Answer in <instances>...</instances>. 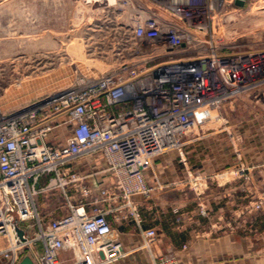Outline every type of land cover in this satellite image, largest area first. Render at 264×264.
Wrapping results in <instances>:
<instances>
[{
    "label": "built area",
    "instance_id": "obj_1",
    "mask_svg": "<svg viewBox=\"0 0 264 264\" xmlns=\"http://www.w3.org/2000/svg\"><path fill=\"white\" fill-rule=\"evenodd\" d=\"M157 1V11L138 13L132 27L135 55L154 63L125 65L12 110L0 109L4 264H19L25 254L36 264H61L62 251L70 253L68 264H109L125 257L111 217L141 222L133 195L151 194L145 170L154 158L181 149L189 133L225 101L261 81L264 54L223 50L215 37L216 13L235 0ZM56 126L69 131L64 143L47 140ZM93 154L102 155V171L114 179L96 189L89 180L96 173L75 166ZM41 188H61L67 213L45 219L36 205ZM142 233L152 244L156 230ZM158 264L179 263L163 254Z\"/></svg>",
    "mask_w": 264,
    "mask_h": 264
},
{
    "label": "rangeland",
    "instance_id": "obj_2",
    "mask_svg": "<svg viewBox=\"0 0 264 264\" xmlns=\"http://www.w3.org/2000/svg\"><path fill=\"white\" fill-rule=\"evenodd\" d=\"M111 1L88 4L84 0H0V109L12 110L34 98L69 89L82 78L94 79L107 72L121 71L125 65L142 67L154 63L155 60L144 62L142 56L135 55L132 27L138 13L157 11L159 2ZM214 27L223 50L264 54V0H245L243 5L236 4L235 0L233 4L220 7ZM263 87L264 75L261 81L225 101L217 114L199 124L189 133L181 149H177L185 152L190 141L211 131L228 133L235 147L234 157L238 159L235 167L213 172L195 171L188 178L193 180L194 189L200 195L205 193L206 183L209 185L210 181L220 185V181L242 179L246 201L240 214L244 217L238 220L237 213L231 211L216 218L214 225L235 228L249 237L264 236V169L257 170L243 153L241 139L234 133L228 114H237L235 104L239 97ZM63 129L61 132L67 131ZM154 162L148 168L153 167ZM51 191L54 193L50 194ZM64 197L61 188H41L36 194L37 208L41 214L49 209L57 215L66 209ZM198 208L206 214V201L199 200ZM139 215L141 218L140 210ZM6 242L0 235V246ZM25 252L31 253V249ZM69 260L70 253L63 252L61 264ZM0 264H4L1 258Z\"/></svg>",
    "mask_w": 264,
    "mask_h": 264
},
{
    "label": "crops",
    "instance_id": "obj_3",
    "mask_svg": "<svg viewBox=\"0 0 264 264\" xmlns=\"http://www.w3.org/2000/svg\"><path fill=\"white\" fill-rule=\"evenodd\" d=\"M236 106L237 114H228L231 127L241 139L243 153L260 171L264 169V87L239 97ZM63 128L56 126L47 140L64 143L69 131L66 129L63 133ZM235 153L228 133L215 130L190 141L183 153L173 149L156 156L153 167L145 170L151 194L133 195V200L139 204L141 222L132 217H111L128 254L109 264H158L163 254H172L179 264H264V236H244L235 228L214 225L216 218L231 211L237 213L238 220L244 217L240 214L246 201L242 179L220 181V185L210 181L209 185L206 183L205 193L200 195L194 189L193 180L188 178L195 171L213 172L235 167L238 161ZM105 165L101 154L81 158L75 163L83 172L96 173L89 178L95 189L100 183L114 182L111 174L102 171ZM256 177H259L257 173ZM70 195L75 198L76 191L71 189ZM199 200L206 201V214L200 212ZM67 211L66 199L65 211L53 215L46 209L42 215L50 219ZM148 228H154L157 233L150 245L145 243L142 233ZM63 252L66 251H62L61 257Z\"/></svg>",
    "mask_w": 264,
    "mask_h": 264
},
{
    "label": "water",
    "instance_id": "obj_4",
    "mask_svg": "<svg viewBox=\"0 0 264 264\" xmlns=\"http://www.w3.org/2000/svg\"><path fill=\"white\" fill-rule=\"evenodd\" d=\"M245 0H236V4L243 5ZM20 235L23 234V230L19 229ZM19 264H36L35 260L30 254H25Z\"/></svg>",
    "mask_w": 264,
    "mask_h": 264
},
{
    "label": "bare ground",
    "instance_id": "obj_5",
    "mask_svg": "<svg viewBox=\"0 0 264 264\" xmlns=\"http://www.w3.org/2000/svg\"><path fill=\"white\" fill-rule=\"evenodd\" d=\"M6 3H7V2H6ZM7 7H8V6H7ZM48 41H50V40H48ZM45 42H46V41H45ZM51 43H52V42H51ZM51 43H50V44H51ZM0 45H1V44H0ZM34 45H35V44H34ZM5 48H6V47H5ZM31 48H32V45H31ZM2 51H3V49H2ZM5 51H6V50H4V52H5Z\"/></svg>",
    "mask_w": 264,
    "mask_h": 264
}]
</instances>
